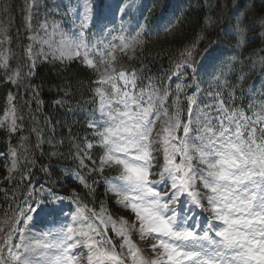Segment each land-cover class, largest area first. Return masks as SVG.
Here are the masks:
<instances>
[{"label": "snow or ice", "instance_id": "6c2138e0", "mask_svg": "<svg viewBox=\"0 0 264 264\" xmlns=\"http://www.w3.org/2000/svg\"><path fill=\"white\" fill-rule=\"evenodd\" d=\"M132 7L133 3L121 0L118 10L123 16ZM91 12L92 4L85 0L82 28ZM109 12L102 9L101 18L107 19ZM142 32L141 27L134 35L121 34L114 40H119L123 52L133 42L141 43ZM59 35L64 50L80 57L83 49L84 62L91 67H95L89 59L92 52H98L103 62L105 52L111 54L116 47L104 41L89 44L83 32L78 39ZM182 55L190 58L192 52ZM60 58H65L64 52ZM112 63L105 71L111 69L113 75L94 81L110 87V91L94 90L99 120L90 127L96 144L85 146L101 149L98 164L87 150L78 151L75 158L77 168L87 169L89 176L118 170L115 177L107 178V190L133 219H114L103 204L98 211L89 208L76 189L65 197L41 188L42 199L29 193L31 203L26 199L25 207L0 225V264H79L81 248L88 253L87 264H264V114L248 116L217 99L209 106L218 112L212 117L197 112L196 97L188 96L184 122L179 111L169 115L168 91L161 96L151 85L138 89L135 72L117 73ZM189 67L187 61L177 64L175 74ZM185 86L178 83L177 92ZM212 95L218 98L220 93ZM161 114L167 119L156 132ZM12 122L15 131V117ZM180 130L183 135H178ZM161 151L163 164H154ZM157 166L160 171L153 173ZM70 178L88 190L86 197L94 195L88 177L80 171ZM65 200L76 205L74 212L64 211ZM41 214L53 218L51 227L33 233L35 218ZM109 230L119 238V251ZM133 234L141 242L155 241L149 247L156 255L144 256Z\"/></svg>", "mask_w": 264, "mask_h": 264}, {"label": "trees", "instance_id": "16d2710c", "mask_svg": "<svg viewBox=\"0 0 264 264\" xmlns=\"http://www.w3.org/2000/svg\"><path fill=\"white\" fill-rule=\"evenodd\" d=\"M27 3L28 0H0L8 35L7 64L0 66V115L11 106L16 119L15 131L0 128V225L19 213L25 200L30 199L29 193L37 198L42 184L50 188L57 184L61 195L70 196L65 169H76L88 177L87 183L95 190L92 197H86L88 190L79 184L74 189L83 203L97 210L107 197L102 178L118 173L117 169H108L89 176L87 169L77 168L76 153L85 150L86 139H93L83 110L94 108L96 103V72L76 59L37 58L31 64L25 50ZM169 5V0H151L145 14L146 26L150 28L161 9ZM177 5L176 22L164 33H145L139 50L122 66L135 72L140 82L149 80L163 88L181 61L196 63L214 44L230 46L237 62L227 83L236 80L231 86L236 103L246 107L248 96L243 90L259 71L264 72V0H180ZM186 50H191L190 58L182 55ZM250 56L259 61L258 65L239 69L245 63L248 67ZM171 94L169 105L174 99ZM180 104L184 105L181 120L185 122L187 101ZM11 150L16 167L7 179L2 165ZM89 154L96 160L100 148L94 146ZM107 198L108 205H112Z\"/></svg>", "mask_w": 264, "mask_h": 264}, {"label": "rangeland", "instance_id": "374dc122", "mask_svg": "<svg viewBox=\"0 0 264 264\" xmlns=\"http://www.w3.org/2000/svg\"><path fill=\"white\" fill-rule=\"evenodd\" d=\"M92 4V12L90 18L88 19L86 26L81 27V16L84 14V5L85 0H59L57 4L53 2V0H28V7L27 12L24 16V21L26 27L28 29L27 38L28 41L25 46L26 56L29 57L30 63L33 64L37 60L40 59H57V60H68L74 58L72 53L66 52L60 42V33L65 34L68 37H75L78 39L81 32L84 33V30L88 28L89 24H91L92 20H95L96 27L99 30L107 31V35L104 37L99 36V33L93 35L91 37V43H97L99 41H104L105 44L115 43L116 47L111 53L116 51V54L110 58L111 54L105 52L103 62L101 61L100 54L98 52H92L89 56V59L93 60L95 66L99 69L98 79L102 75H113L111 69L107 72L105 71L106 65L113 62V57H115L114 63L112 66L115 68L116 72L123 71L122 70V61L121 57L123 55H131L133 51L138 47L139 44L133 42L125 51H121L122 45L120 44L119 40H114V37H118L121 34L125 36L134 35L135 32L140 29V19L138 18L139 11L141 10L140 6L141 3L143 4V0H124L123 4L133 3V7L130 8L127 14L121 16V13L118 10V6L121 5V0H102L101 7H96L99 5L98 0H90ZM107 7L110 12L107 19L101 18V13L98 16L93 15L96 9L99 12L102 11ZM146 5L143 6L145 8ZM3 13L1 12L0 8V66L4 68L7 63L8 53H7V42H8V35L6 32L5 26V19L2 16ZM94 17V19H93ZM45 26L47 28L45 29ZM120 28V29H119ZM55 29V31H54ZM84 37H86V33H84ZM87 40V38H86ZM140 40V37H138ZM42 41H47V43H42ZM29 49H31V54H29ZM221 50V49H220ZM218 50V54L216 51H209L202 56L198 65L193 68L189 63V68H182L180 70V75L177 76L175 73L177 69L175 68L173 73L171 74L170 78L173 79L172 87L169 88L173 92H175L176 99L173 100L172 105L166 102L165 107L169 110V115L171 116L173 112L179 111L180 119L182 115V103L183 98L185 95L188 96H195L198 101V107L195 109L197 112H204L209 114L212 117L218 115L215 107H209L215 105L217 103V99L223 100L229 106V109H237L243 111L248 116H253V114H264V74H261L260 77L256 79L254 84H252L249 89L245 88L243 92L247 94L248 91V98L246 99V107L239 106V103H236L235 100V91L232 90L231 86L234 85L236 80L233 82L227 83V79L230 76L229 68L235 67L234 60L230 56H222L219 54L221 52ZM81 51V56L77 57L84 62L83 59V49ZM61 52H64L65 58L61 59ZM71 57V58H69ZM110 58V59H109ZM255 59L252 58L251 62ZM184 63V62H183ZM239 69H248V67L239 65ZM195 70V72L193 71ZM128 74V73H126ZM219 75V80L216 79V76ZM238 76V75H235ZM241 79L237 81V86L240 87ZM117 83H121L117 81ZM184 84L186 85L181 92H177L176 85ZM149 85L146 84L143 86H138L137 88H145L148 89ZM198 86V88H197ZM97 87H104L106 91H110V87L108 84L103 86L96 83L94 90ZM152 88H154L151 85ZM93 90V93H94ZM192 91V92H191ZM251 91L252 93H249ZM220 93V96L217 98L212 94ZM245 94V95H246ZM95 95V94H94ZM159 95H163V93L159 92ZM234 102L236 104H234ZM159 101L157 100V104ZM97 104L98 101L96 99L95 109L85 111L88 114L89 120L87 122L88 126L93 120H99V115L97 113ZM188 106V103L186 104ZM188 114V112H187ZM167 118L161 114L159 120L155 125L156 132L160 131L161 127L163 126L164 121ZM13 111L12 107L9 106L5 112L0 115V128L6 127L8 130H12L13 128ZM187 121V116L185 122ZM213 123L215 121L213 120ZM195 127V125H194ZM92 129L91 135L93 139H86L84 142V146L88 143H92L93 145L96 144L95 140V130ZM155 135V132H154ZM178 135H183L182 130L178 132ZM193 135H196L195 131H193ZM159 146L157 145V148ZM85 150H87L85 148ZM89 151V150H87ZM101 154V149H100ZM99 154V155H100ZM98 155V157H99ZM2 157V154H0ZM98 157H97V164H98ZM94 159V158H93ZM95 160V159H94ZM86 163L91 166L90 161H86ZM154 164L162 165L163 164V153L162 151L156 156V159L153 161ZM2 167L4 168L6 174L4 175L5 178L9 179L11 177L12 172L15 170L16 167V156L13 150H11L8 156L4 159ZM160 171V167L157 166L153 168V173H158ZM153 179H157V176H153ZM107 181V180H106ZM57 188V187H55ZM108 188L106 182V190ZM69 191H73V187L68 189ZM58 195V194H57ZM107 197L110 198L112 201V205H107L108 198L106 197V202L103 205L106 207L108 212L112 215L114 219H118L119 217H125L128 220H132L133 216L129 210L124 209L117 205L116 197L113 196L110 192H106ZM31 203V200L30 202ZM65 204V202H64ZM70 210H66V205L64 206V211L66 213H71L75 211L76 205H73ZM52 221V220H51ZM51 221H49V216H44L43 214L37 216L35 218V223L31 229L33 233H39L44 229L51 227ZM108 236L113 238V243L116 244L114 238V233L110 230L108 232ZM133 240L139 245V247L143 250L144 256L151 258L156 255L150 250L149 244L154 243L155 241H147L141 242L139 237L136 234H133ZM117 245V244H116ZM117 251H119V247H117ZM77 255L80 256L79 264H87V251L86 249H79Z\"/></svg>", "mask_w": 264, "mask_h": 264}]
</instances>
